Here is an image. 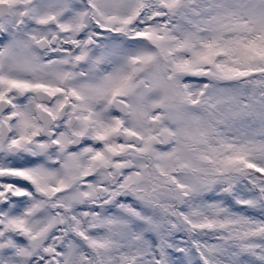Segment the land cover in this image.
Segmentation results:
<instances>
[{
    "label": "snow or ice",
    "instance_id": "6c2138e0",
    "mask_svg": "<svg viewBox=\"0 0 264 264\" xmlns=\"http://www.w3.org/2000/svg\"><path fill=\"white\" fill-rule=\"evenodd\" d=\"M0 264H264V0H0Z\"/></svg>",
    "mask_w": 264,
    "mask_h": 264
}]
</instances>
